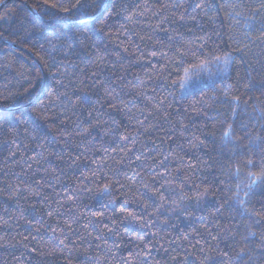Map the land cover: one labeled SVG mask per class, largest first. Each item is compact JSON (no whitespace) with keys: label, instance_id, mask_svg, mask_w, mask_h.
<instances>
[{"label":"trees","instance_id":"1","mask_svg":"<svg viewBox=\"0 0 264 264\" xmlns=\"http://www.w3.org/2000/svg\"><path fill=\"white\" fill-rule=\"evenodd\" d=\"M53 2L0 4V264H264V0Z\"/></svg>","mask_w":264,"mask_h":264},{"label":"snow or ice","instance_id":"2","mask_svg":"<svg viewBox=\"0 0 264 264\" xmlns=\"http://www.w3.org/2000/svg\"><path fill=\"white\" fill-rule=\"evenodd\" d=\"M43 2L45 5H48L52 8L58 7V4L53 2V0H43ZM2 3H3V0H0V4H2ZM79 5H80V0H76V3L71 4L70 7L76 8ZM261 7H264V5H262ZM61 10L63 12H68L70 9H69V7H64ZM262 35H264V33H262ZM215 59L220 60V57H216ZM228 62H229V57L227 54H225L224 63L227 65ZM204 63H205L204 61H201V64H204ZM185 71H187V69H185ZM58 83H59V81H58ZM234 99H236V98H234ZM233 112H235V108L233 109ZM242 130H243V126H242ZM233 131H234L233 125L231 123H229L221 135L222 143L227 144L229 141H232L235 143L236 141H239L240 139H242V137L234 136ZM257 139H259V137H257ZM248 163L251 164L252 162L248 161ZM236 171H237V173H239V168H237ZM260 175H264V172H262ZM260 175H258L256 173H252V172L248 173V182L246 185H244V189H243L244 190V197L243 198H241L239 195V190L241 188V185L239 183L236 185L238 191L235 194V201H236V204L239 206V214L241 216H244L245 214H249V219H251V214H250V209L247 206L246 198L250 197L253 194L254 189L256 188L257 184L260 182ZM107 188H108V185H104V189L106 190ZM49 215H51V213H49ZM96 215H100V214L96 213ZM256 215H259V214L257 213ZM262 219H264V218H262ZM250 227L251 226L249 225V229H250ZM254 235L255 234L251 230L248 231V236H254ZM214 239H215V237H214ZM242 239L247 240V236L242 237ZM256 248L264 251V237L261 238V241H260V243H258L256 245ZM247 251H248V249H247L246 245L239 248V250L236 252V257L234 258V259H237V264H238V259L241 258L242 255H246ZM222 254L226 257L229 256L228 252H224ZM206 259H208V258H206ZM250 260H251V257H249V261ZM201 264H204V262L202 261Z\"/></svg>","mask_w":264,"mask_h":264}]
</instances>
